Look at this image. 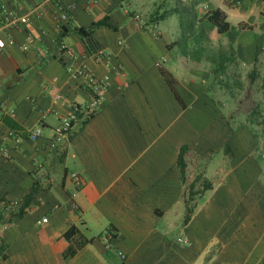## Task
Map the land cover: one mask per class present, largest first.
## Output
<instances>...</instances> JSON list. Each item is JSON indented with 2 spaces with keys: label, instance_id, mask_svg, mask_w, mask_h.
I'll list each match as a JSON object with an SVG mask.
<instances>
[{
  "label": "crops",
  "instance_id": "0c3cea01",
  "mask_svg": "<svg viewBox=\"0 0 264 264\" xmlns=\"http://www.w3.org/2000/svg\"><path fill=\"white\" fill-rule=\"evenodd\" d=\"M145 3L0 0L1 217L34 187L24 212L0 224V264H264V153L249 126L228 120L218 83L225 60L264 48V0H192L213 27L205 14L220 11L227 52L225 41L178 43L168 25L151 28L158 18L138 25L132 13ZM33 6L38 17L2 22ZM54 6L66 8L65 22L52 19ZM103 16L111 26L73 28ZM98 49L105 58L95 61ZM77 66L105 78L97 101ZM73 106L57 137L58 114Z\"/></svg>",
  "mask_w": 264,
  "mask_h": 264
},
{
  "label": "rangeland",
  "instance_id": "374dc122",
  "mask_svg": "<svg viewBox=\"0 0 264 264\" xmlns=\"http://www.w3.org/2000/svg\"><path fill=\"white\" fill-rule=\"evenodd\" d=\"M231 2L236 3L237 1L231 0ZM194 3L196 5V2ZM194 9L196 10V7L192 4V0H146L144 7H138L137 11L134 9V12H140L142 19H145V24L149 23L147 26H151L150 22L158 18V23L151 26L155 31H162L165 25L171 27L173 32L169 37L178 43L181 42L183 36L185 40L191 41H225L228 46L225 48L227 52L229 50L228 39L220 36L208 21H201L203 16H197V10L195 12ZM169 10L174 12L170 13ZM194 24L199 26L196 28H199L201 32L188 33ZM204 52L209 55L208 50ZM211 61L212 59L208 58V63L204 66L208 67L211 72L213 69L218 70L217 63H211ZM221 65L225 69L218 83L226 89L227 100L231 101L228 120L234 124L243 123L249 126L256 138L260 140L258 153H264V48L254 53L248 62H240L233 57L225 60V63ZM190 172L193 173L189 170L188 173ZM196 175L200 177V172L195 173L194 176Z\"/></svg>",
  "mask_w": 264,
  "mask_h": 264
},
{
  "label": "built area",
  "instance_id": "2783aa9c",
  "mask_svg": "<svg viewBox=\"0 0 264 264\" xmlns=\"http://www.w3.org/2000/svg\"><path fill=\"white\" fill-rule=\"evenodd\" d=\"M237 1V0H236ZM40 14V10L37 8V6H33L24 13H22L20 16L14 15L9 11H5L3 14V19L2 22L5 25H12L18 22L19 20H22L23 22H28L31 20V18H36ZM51 16L52 19L55 22L63 23L66 21L67 18V12L66 8L64 6H54L51 10ZM132 18L136 20L138 25H144L145 21L144 19L141 18V16L137 12L132 13ZM29 38V35H26V39ZM6 41L8 43L12 42V38H7ZM2 45L1 39H0V47ZM21 47L24 49L26 48V43L21 44ZM105 53L102 50H96L94 51L91 56L95 61H99L102 58H105ZM72 73L75 75H82L86 78L87 84L91 87L93 91V96H94V101H97L101 94H102V88L104 84L105 78L103 77H96L94 74H92L90 71L86 70L85 67L83 66H77L73 68ZM76 110L77 106H73L72 109L68 112L64 113H59L58 114V123L54 127V133L57 135V137L61 134H63L72 124V122L75 120L76 116ZM28 136L31 139H35L38 134L40 133V126L39 125H34L31 128L28 129ZM73 180L76 185L79 184V179L78 177L73 174ZM72 206L74 204L71 203ZM46 219L45 216L40 217L39 219L36 220L37 223L42 222ZM178 241L184 242L181 237H177ZM122 256V254H120Z\"/></svg>",
  "mask_w": 264,
  "mask_h": 264
},
{
  "label": "trees",
  "instance_id": "16d2710c",
  "mask_svg": "<svg viewBox=\"0 0 264 264\" xmlns=\"http://www.w3.org/2000/svg\"><path fill=\"white\" fill-rule=\"evenodd\" d=\"M205 16L213 25H215L216 31L221 32L227 28V22L225 20H223V16H221L220 11L217 8L208 11L205 14ZM100 24L111 26V24L106 21V16H103L97 20L90 22V24L85 26V27L79 25V26H74L73 28L78 34L86 35L92 30L93 27L100 25ZM189 149L190 148L188 145L182 144L180 146L178 154H177V165H178V168L180 171V176H181L182 182L185 181V179L183 178L184 177L183 172H184V166H185L184 153H186V151H188ZM227 150H228V146H225L224 151H227ZM208 184L209 183L207 182V185ZM187 186H189V184ZM204 187H206V186H204ZM33 191H34V187L32 185L24 193L23 197L19 200V202L16 203L14 208L11 209V211L8 213L7 217H1V215H0V224L4 223L6 221H9L11 219L10 215H14L15 217L20 216L24 212V209H25L29 199L33 195ZM0 201H3V200L1 199ZM189 212H190V207L186 206L185 212L183 215V220L187 219ZM3 248H4V243L2 242V240L0 238V252H1L2 256L4 255V252L2 250Z\"/></svg>",
  "mask_w": 264,
  "mask_h": 264
}]
</instances>
